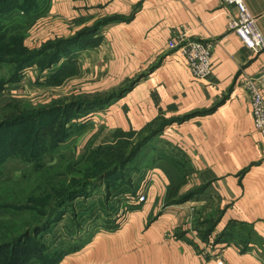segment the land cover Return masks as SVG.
Segmentation results:
<instances>
[{
	"label": "crops",
	"instance_id": "0c3cea01",
	"mask_svg": "<svg viewBox=\"0 0 264 264\" xmlns=\"http://www.w3.org/2000/svg\"><path fill=\"white\" fill-rule=\"evenodd\" d=\"M243 1L264 36V0ZM234 11L219 0H51L52 38L101 23L76 58L79 75L103 67L106 80L144 74L109 112L95 114L106 118L95 136L164 122L145 201L128 196L122 220L112 218L58 264H264V143L241 86L264 71V52L228 30ZM176 32L211 44L207 78L193 79L167 48Z\"/></svg>",
	"mask_w": 264,
	"mask_h": 264
},
{
	"label": "rangeland",
	"instance_id": "374dc122",
	"mask_svg": "<svg viewBox=\"0 0 264 264\" xmlns=\"http://www.w3.org/2000/svg\"><path fill=\"white\" fill-rule=\"evenodd\" d=\"M46 2L0 0V41L3 36L6 42L16 39L14 45L18 46L11 54L0 58L4 60H0V120L12 118L7 104H17L26 113L41 111L40 121L57 123L50 129L48 151L42 156L38 155L36 145L29 143L22 148L20 144L16 145L17 141L32 140L33 132H29L34 129L35 120L0 130V202L38 203L34 211L18 214L16 220H0V237L3 227L19 234L26 227L40 225L49 206L65 201L76 191L85 192L70 201L67 208H62L58 218L44 231L11 249L0 251V264H54L59 256L78 248L101 228L106 229L112 218L122 220L131 207L126 198L147 189L151 182L148 170L157 158V151L164 147L158 142L159 134L145 140L149 129L111 138L107 134L95 136L97 125L106 119L95 118V114L109 112L110 107L140 81L123 97L97 108L90 105L98 104V100L141 73L121 81L104 79V67L101 73L79 75L76 58L90 43H85L88 40L79 36L81 30L65 34L68 37L63 36V32H55L56 38L50 37L55 24L47 17L48 12L43 15ZM58 40H63L57 51H60L58 55L64 54V63L47 67L48 56L52 54L48 49L38 57L39 62H30L16 73L17 66L13 61L19 58L16 53L23 52L22 45L34 54ZM26 57L21 58L20 63H25ZM14 74H17V82L8 83ZM53 107H57L56 110L49 111ZM105 130L108 132L109 129L106 127ZM104 171H110V174L101 182L96 181V176ZM85 181L89 184L84 185ZM47 182L53 183L50 186H55L61 193L47 199L43 192L48 188ZM13 189L25 192L14 193ZM39 196L42 198L37 201ZM215 203L211 198L209 210Z\"/></svg>",
	"mask_w": 264,
	"mask_h": 264
},
{
	"label": "trees",
	"instance_id": "16d2710c",
	"mask_svg": "<svg viewBox=\"0 0 264 264\" xmlns=\"http://www.w3.org/2000/svg\"><path fill=\"white\" fill-rule=\"evenodd\" d=\"M50 2L51 0H47L46 4H45V12L43 13L46 14L48 12L49 6H50ZM26 24V23H25ZM101 25V23L95 24L93 27L91 28H87V29H83L81 30V32L79 33V36L81 38H84L85 40L93 37L95 34H97L98 30H99V26ZM2 32V31H1ZM0 36H2V33H0ZM63 40H58L55 41L53 43H51L50 45L47 46H42L43 48L39 49V51L35 52L34 54L29 53L30 51L28 50V48H25L24 45L21 46L22 48V53H16L17 55H19V58H17L16 60L13 61V64L16 67V73H19L20 70L27 64H31L32 62H36L38 61V57H40L41 55L43 56V53H45V51H47L48 49L52 50V54L48 56V61H47V67H50L52 64L59 62L63 57L64 54H60L58 55V53L60 51H57L59 49V47L61 46ZM14 43H17V40H11L10 42H6V40L4 39V36L2 37V40L0 41V58L1 55H9L11 54L15 48L17 49V47L14 45ZM86 43V42H85ZM23 44V42H22ZM12 46V49H11ZM16 52V51H15ZM26 57V59H24L23 62L25 63H20V59L23 57ZM1 60V59H0ZM2 62H4V60H1ZM31 62V63H30ZM39 62V61H38ZM37 62V63H38ZM21 65H20V64ZM144 76V74H140L137 77H135L132 81H129L125 84H123L118 90L116 91H112L110 92L105 98H102L100 100H98V104H94V105H90L91 108H97L98 106H101V104H106L107 102H110L111 100H114L116 98H120L123 96L124 93H126L127 91L131 90L133 88V86L142 79V77ZM17 74H14V76L12 78H10V80L8 81V83H14L17 82ZM93 101V100H92ZM6 106H8L7 108H9V116L12 117L10 120H0V130L2 128H9L11 126H16L18 124H21L23 122H28L29 120H35V126L34 129H32L31 132L32 133V140L31 139H25L24 141H17L16 145L20 144V148H22V146H24L25 144H33L36 147V151L38 153L39 156H42L43 154H45L46 151H48V145H47V141L50 138V129L54 126H56V121H40L39 118V114L41 113V111H33L35 113H31V112H24L22 110V108L20 107V105L17 104H7ZM55 108L57 107H53L50 110L54 111L56 110ZM45 110L47 111V109H42V111L45 112ZM8 117V116H7ZM6 118V117H4ZM163 123L161 122L160 124H157L154 128H150L147 127L145 129H149V135L145 140H149L151 139L153 136L159 134L160 132H162L161 130L163 129ZM17 140V139H16ZM22 153L19 154V158H21ZM110 174V171H104L98 174V176H96L98 179H96V181H102L103 178L105 176H108ZM43 175V173H42ZM48 175V174H47ZM48 176H52L51 174ZM44 178V177H43ZM88 181L84 182V185H88L87 184ZM39 183L41 184L42 181H39ZM53 183H46L47 185V189H43L44 195H46L45 197L47 199H52L53 196H57L58 194H60L61 192L58 191V189L54 186L51 187L50 185ZM57 184V183H56ZM96 185L95 184L92 185V187H94ZM51 187V188H49ZM15 190V189H13ZM12 191V190H11ZM16 191L18 192H25V190L19 189V190H15L14 193H16ZM40 192V191H39ZM84 190H80V191H76L72 197L68 196L66 198L65 201L59 202L57 203V205H51L48 207V212L44 215H42L44 217V220L40 223V225H36L33 228H28L26 227L24 229L23 232L16 234L13 230L9 229L8 227H3V234L0 237V251L2 250H7L8 248H13L15 246H17L18 244H20L21 242L27 241L29 239L30 236L38 234L42 231H44L46 229V227L53 223L57 218L58 215L60 214L59 212L61 211L62 208H67L68 204L70 201H72L73 199H75L76 197H79L80 195L84 194ZM33 192H31L30 194H32ZM42 197L39 196L37 198V201L40 200ZM38 205V203H12V202H5V201H1L0 202V220H16L18 217V214H21L23 212H27V211H34V206ZM111 228V227H110ZM112 228H116V225L113 224ZM86 241V240H85ZM80 246H78L79 248ZM78 248H75L69 252L64 253L63 255L59 256L57 258V260H55L54 264H58L65 255L71 253L72 251L75 252L78 250ZM75 250V251H74Z\"/></svg>",
	"mask_w": 264,
	"mask_h": 264
},
{
	"label": "built area",
	"instance_id": "2783aa9c",
	"mask_svg": "<svg viewBox=\"0 0 264 264\" xmlns=\"http://www.w3.org/2000/svg\"><path fill=\"white\" fill-rule=\"evenodd\" d=\"M223 7L235 10L228 15L227 28L234 33L248 50L254 53L264 52V36L256 24V18L249 12L243 0H219ZM167 48L179 53L184 66L193 79L203 80L210 73L209 63L212 46L209 43L192 41L186 38L185 32H176L167 42ZM251 100L252 128L264 143V71L257 77L246 78L241 85ZM145 190L137 195L136 202L145 201Z\"/></svg>",
	"mask_w": 264,
	"mask_h": 264
}]
</instances>
